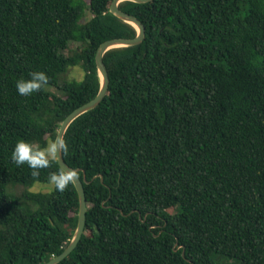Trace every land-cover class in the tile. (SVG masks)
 Returning <instances> with one entry per match:
<instances>
[{"label": "trees", "instance_id": "obj_1", "mask_svg": "<svg viewBox=\"0 0 264 264\" xmlns=\"http://www.w3.org/2000/svg\"><path fill=\"white\" fill-rule=\"evenodd\" d=\"M112 0H0V264H43L77 223L74 185L11 153L44 146L100 86L95 51L137 29ZM144 25L107 50L108 89L63 139L84 231L57 264H264V0L119 2ZM78 67L82 76L71 75ZM43 71L29 96L16 82Z\"/></svg>", "mask_w": 264, "mask_h": 264}, {"label": "water", "instance_id": "obj_2", "mask_svg": "<svg viewBox=\"0 0 264 264\" xmlns=\"http://www.w3.org/2000/svg\"><path fill=\"white\" fill-rule=\"evenodd\" d=\"M123 0H112L111 5H110V12L114 14L116 17L119 19L126 21L128 23H131L133 26L136 27L137 29V34L134 37H114L110 38L107 40H104L101 42L96 51H95V64L96 68L98 71V76L100 80V86L99 89L96 93V95L90 99L89 101L83 103L82 105L76 107L73 109L70 113H68L63 120L60 122V125L58 127L56 137L55 138H63L64 132L69 125V123L78 115L81 113L95 107L105 96L107 89H108V73L106 70V67L103 62V55L104 53L114 47L118 46H129V45H137L139 44L143 38H144V25L142 22L135 17L134 15L122 11L119 7L118 4ZM134 2H139V3H144L148 2L150 0H131ZM57 163L59 167L65 171L73 169V167L69 166L63 156L62 153L58 151L57 153ZM77 169V168H74ZM78 170V169H77ZM74 187L77 191L78 195V212H77V223L75 230L73 232V235L67 245L63 248V250L58 253L57 255L51 257L48 261H46L43 264H57L59 263L63 258H65L76 246L77 242L79 241L83 231H84V226H85V213H86V199H85V193H84V188H83V183L82 180L79 178L74 179Z\"/></svg>", "mask_w": 264, "mask_h": 264}, {"label": "clouds", "instance_id": "obj_3", "mask_svg": "<svg viewBox=\"0 0 264 264\" xmlns=\"http://www.w3.org/2000/svg\"><path fill=\"white\" fill-rule=\"evenodd\" d=\"M49 83V77L43 71H33L29 79H20L16 82L18 94L29 96L34 92H39ZM58 151L67 154L69 151L68 143L63 138L49 139L44 146L38 143L27 142L23 139L17 140L14 150L11 153V160L17 165H27L31 169V176L38 179L41 169L51 168L57 160ZM79 178L77 169L50 172L48 183L54 191L64 192L74 184V179Z\"/></svg>", "mask_w": 264, "mask_h": 264}, {"label": "rangeland", "instance_id": "obj_4", "mask_svg": "<svg viewBox=\"0 0 264 264\" xmlns=\"http://www.w3.org/2000/svg\"><path fill=\"white\" fill-rule=\"evenodd\" d=\"M71 75H74L77 78H80L82 76V72L78 67H74L72 71L70 72ZM52 186L49 183H43V182H35L32 184L31 187L28 188L30 191H50Z\"/></svg>", "mask_w": 264, "mask_h": 264}]
</instances>
